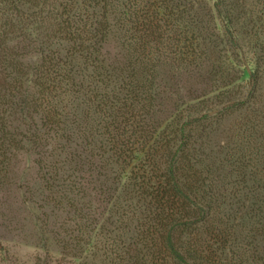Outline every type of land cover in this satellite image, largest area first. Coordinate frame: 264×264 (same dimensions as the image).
Masks as SVG:
<instances>
[{
	"label": "trees",
	"instance_id": "1",
	"mask_svg": "<svg viewBox=\"0 0 264 264\" xmlns=\"http://www.w3.org/2000/svg\"><path fill=\"white\" fill-rule=\"evenodd\" d=\"M28 145L65 256L264 264V0H0V188Z\"/></svg>",
	"mask_w": 264,
	"mask_h": 264
},
{
	"label": "rangeland",
	"instance_id": "2",
	"mask_svg": "<svg viewBox=\"0 0 264 264\" xmlns=\"http://www.w3.org/2000/svg\"><path fill=\"white\" fill-rule=\"evenodd\" d=\"M39 26V23H35L28 29L31 33L29 51L42 41L44 30ZM219 31L223 32V27H219ZM118 36L120 32L115 30V37L112 38L107 49L111 57L122 59L127 52L123 47L122 39ZM243 45L245 46L244 42ZM245 48L251 58L252 50L248 45ZM33 58H37V55H33ZM168 69L161 72L158 79L161 99H164L161 100L162 111L165 112L163 118L173 114L183 102L190 103L192 91H189L194 88V81L188 78H184L178 84L177 79L172 77ZM244 71L242 86H245L248 80V73L246 69ZM208 90L211 88L208 87ZM175 102L178 104H171ZM14 124L19 129L22 127V131L26 128L21 121H16ZM27 126L31 127L29 123ZM36 162L34 148L28 145L26 150L17 153L13 162L14 173H11L7 184L0 188V264H56L55 261L61 257L65 259L61 261L62 264H91V260L87 261L84 258L77 260L61 253L54 232L61 233L63 222L67 223L70 214H67L65 209L51 207L46 201L44 196L47 193L40 184V173ZM43 212H46L47 216L44 217Z\"/></svg>",
	"mask_w": 264,
	"mask_h": 264
}]
</instances>
